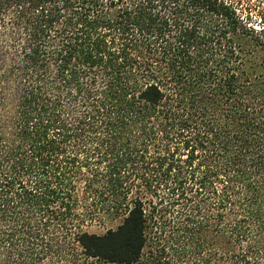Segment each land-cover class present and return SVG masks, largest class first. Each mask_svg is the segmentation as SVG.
Wrapping results in <instances>:
<instances>
[{"label": "trees", "instance_id": "1", "mask_svg": "<svg viewBox=\"0 0 264 264\" xmlns=\"http://www.w3.org/2000/svg\"><path fill=\"white\" fill-rule=\"evenodd\" d=\"M237 5L0 0V264H264V20Z\"/></svg>", "mask_w": 264, "mask_h": 264}, {"label": "rangeland", "instance_id": "2", "mask_svg": "<svg viewBox=\"0 0 264 264\" xmlns=\"http://www.w3.org/2000/svg\"><path fill=\"white\" fill-rule=\"evenodd\" d=\"M237 3V8H240L242 12L249 14L255 23H259L260 19L264 20V0H233ZM105 220L101 224L90 225L89 230L98 234L104 233L106 228L115 227L118 223L116 221H109L107 216H99Z\"/></svg>", "mask_w": 264, "mask_h": 264}]
</instances>
